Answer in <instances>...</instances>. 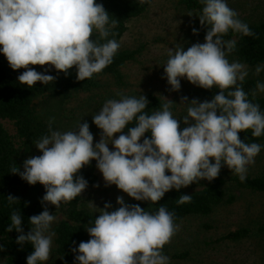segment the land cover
<instances>
[{
    "label": "clouds",
    "instance_id": "9594fccd",
    "mask_svg": "<svg viewBox=\"0 0 264 264\" xmlns=\"http://www.w3.org/2000/svg\"><path fill=\"white\" fill-rule=\"evenodd\" d=\"M200 2L204 6L199 21L201 26H208L204 42L194 43L187 50L180 45L169 48L163 69L169 91H179L181 78H186L204 89L218 88L211 100L189 101L182 96L180 103L188 105L187 114L177 119L171 111L173 101L166 97L167 102L149 114L144 111L149 104L145 95L118 93L120 99L106 100L92 115V122L102 130L99 142L93 143L87 121L79 122L74 131H60L53 130L55 118L50 117L48 134L35 142L42 154L25 159L23 171L11 169L30 185L39 182L46 190L41 200L44 210L29 217L31 229L27 234L21 214L15 210L7 227L8 232L15 229L20 233L18 244L29 242L33 246L27 264L49 260L55 236L50 228L56 217L46 205L59 208L62 202L80 196L88 181L78 173L92 160L106 186L114 184L129 197L152 203L172 189L201 179L212 181L224 165L241 182L246 180L247 166L255 163L262 146L246 143L239 133L251 129L253 137L264 134V112L243 90L242 82L248 75L245 65L227 59L237 42L223 37L230 29L245 36L255 33L237 18L238 13L226 0ZM138 3L150 5L151 0ZM116 25L117 20L110 21L108 11L96 0H0V52L13 70L25 69L17 79L29 88L38 81L44 85L54 81L55 76L46 74L53 67L66 76L75 67L76 79L83 81L113 62L120 48L111 32ZM192 31L198 32L196 28ZM94 32L96 39L92 38ZM110 35L113 38L109 39ZM33 65L49 67L39 72L30 67ZM262 70L264 65H259L255 72L258 75ZM256 91L264 92V83L258 81ZM133 121L135 126L127 127ZM145 133H150V138ZM7 200L11 205L18 198L8 195ZM191 200L192 195L182 194L176 202ZM116 204L119 207L113 211L108 210L112 208L110 202L99 208L93 226L86 227L90 239L71 249L78 253L74 260L78 264H169L162 249L180 230L174 212L164 206L149 212L139 204L125 203L123 196H117Z\"/></svg>",
    "mask_w": 264,
    "mask_h": 264
},
{
    "label": "trees",
    "instance_id": "16d2710c",
    "mask_svg": "<svg viewBox=\"0 0 264 264\" xmlns=\"http://www.w3.org/2000/svg\"><path fill=\"white\" fill-rule=\"evenodd\" d=\"M173 1L195 15L192 29L196 28L198 32L193 33L191 29V38L195 41L204 40L208 26H201L199 21V15L202 13L204 5L200 0ZM96 2L103 4L109 13L110 21L117 20V25L111 29V32L115 33L114 38L118 42L126 30V23L143 14L149 6V4L140 5L138 0H96ZM152 2L153 0H151ZM237 18L247 23L255 35L245 36L230 29L223 39L235 40L237 43L235 50L228 56L248 67L264 65V20L247 21L240 16ZM96 35L94 32L92 38L96 39ZM111 38L113 37L110 35L109 39ZM137 53L136 50L118 49L110 65L100 73L94 74L90 79L86 78L83 81L76 79L75 67L69 70L67 76L63 72L50 69L46 74L55 76L54 81H50L46 85L38 81L29 88L17 79L25 69L13 70L9 66L6 57L0 52V264H27L26 257L34 250L29 242H25L23 245L16 242V237L20 233L15 229L11 232L7 231V227L11 223L12 212L15 210L21 214L22 228L24 233L27 234L31 229L29 217L41 213L45 207L41 203L46 191L44 186L39 182L30 185L18 174L11 173V169L17 167L20 171H23V161L27 157L35 156L37 152L35 142L43 135L48 134L49 118H55L52 128L57 130L60 112L72 97L101 89L104 77H111L116 86L123 87L125 81L121 68L127 62L133 61ZM30 67L39 72H45L46 69L39 65ZM257 82L258 80L254 77H246L242 82V87L248 94L247 99L252 103L259 104L261 112H264V97L257 95ZM254 91H256L255 97L252 95ZM218 92L219 89L216 87L204 89L197 86L189 101L193 98L198 99L200 102L211 100ZM145 96L149 100V104L144 111L149 114L159 110L162 104L166 102L161 97L151 93H147ZM107 99H120V96L111 94ZM46 104L52 105V109L41 110L40 107L44 108ZM187 107L188 105L178 114L177 119L187 114ZM101 108L86 109L78 118V122L87 121L89 123L93 135L102 131L92 122V115L98 113ZM171 109L174 110L173 105ZM3 122L13 125V134L9 133ZM132 126H135V121L127 127ZM184 126L181 119V128ZM127 127L124 129L125 133ZM251 132V129L240 132L241 140L249 144L258 143L261 145L264 143V134L260 137H253ZM145 136L150 138V133H145ZM142 140L143 137L141 142ZM97 170L96 161L92 160L89 165H85L78 173L88 181V186L83 192L97 183ZM233 189H248L264 193V175H247L246 180L241 182L234 172H232L228 181L219 173L218 177L212 181L201 179L179 190L172 189L166 192L162 199L156 203L135 199L125 203L139 204L146 211L153 213L158 211L160 206H164L169 212H174V222L177 223L188 216H207L217 207L232 203L235 200ZM82 193L72 201L63 204L64 218L54 227V254L56 257L54 264H78L74 260V256L78 253H73L71 249L78 247L81 241L86 242L90 239L86 227L93 226L97 215L80 206ZM182 194L192 195L191 202L177 204L176 201ZM8 195H12L18 200L9 205ZM255 231L264 237V220L260 222ZM249 233L250 229L240 228L228 232L225 238L239 240ZM73 241H75V244H73ZM166 249L167 245L165 244L162 252Z\"/></svg>",
    "mask_w": 264,
    "mask_h": 264
},
{
    "label": "rangeland",
    "instance_id": "374dc122",
    "mask_svg": "<svg viewBox=\"0 0 264 264\" xmlns=\"http://www.w3.org/2000/svg\"><path fill=\"white\" fill-rule=\"evenodd\" d=\"M226 2L238 13V16L247 21L264 20V0H226ZM194 21L195 15L175 1L153 0L143 14L126 23V30L119 40V50L138 52L133 61L127 62L121 68L125 85L118 87L111 77H104L101 89L72 97L60 112L57 130H76L79 124L78 118L84 110L100 108L106 98L118 93L137 97L140 94L151 93L166 102L168 98L173 101L174 110L171 111L176 118L187 106L185 103H180L181 97L187 96L190 100L197 86L186 78H181L180 90L169 91L171 86L164 76L163 65L168 59L169 48L180 45L187 50L194 43L204 42L191 38ZM227 59L229 62L235 61L228 55ZM245 67L248 71L247 77H254L264 83V70L257 75L256 67L246 65ZM257 95L264 97V92L257 91ZM40 109L51 110L52 105L46 104ZM3 123L9 133L13 134V125L8 122ZM93 136V143L99 142L100 133H95ZM261 146L260 153L254 158L255 163L247 166L249 176L264 175V143ZM108 147L110 150L113 149L111 144ZM40 154L42 153L37 149L35 156ZM220 173L227 181L232 175V171L226 165L222 166ZM97 175L98 181L94 185L98 184L99 187L92 185L82 193L80 202L82 208L98 216L99 208H103L106 202L112 204L109 211L119 207L116 204L117 196H123L125 202L133 199L114 184L106 186L99 170ZM233 192L235 200L232 203L217 207L207 216H188L176 223L180 225V230L166 244L167 249L163 252L169 257V264H264V237L255 231L264 220V193L248 189H233ZM63 204L64 202L59 208L50 203L46 205L49 212L56 217L50 231L54 232L55 225L64 218ZM240 228L250 229V233L239 240L225 238L228 232ZM54 239L55 236L49 260L38 264L56 262Z\"/></svg>",
    "mask_w": 264,
    "mask_h": 264
}]
</instances>
